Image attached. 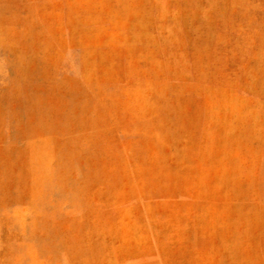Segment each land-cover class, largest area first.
I'll return each mask as SVG.
<instances>
[{
	"label": "rangeland",
	"instance_id": "obj_1",
	"mask_svg": "<svg viewBox=\"0 0 264 264\" xmlns=\"http://www.w3.org/2000/svg\"><path fill=\"white\" fill-rule=\"evenodd\" d=\"M0 264H264V0H0Z\"/></svg>",
	"mask_w": 264,
	"mask_h": 264
}]
</instances>
